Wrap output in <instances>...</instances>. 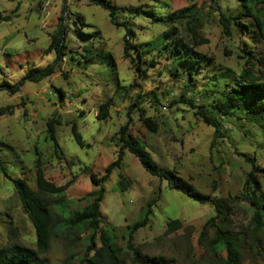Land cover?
Masks as SVG:
<instances>
[{"label":"rangeland","instance_id":"rangeland-1","mask_svg":"<svg viewBox=\"0 0 264 264\" xmlns=\"http://www.w3.org/2000/svg\"><path fill=\"white\" fill-rule=\"evenodd\" d=\"M110 1L118 6L119 21H129V27L135 32L131 54L138 59L137 47L143 53L141 66L145 68L144 74L136 69V63L123 57L125 28L110 23L107 10L91 0H0V16L9 15L8 20L0 19V83L7 80L14 85L30 67L44 68L53 63L54 51L46 50L51 35L58 30L63 8L64 40L67 48L79 51L73 52L74 59H71L70 53L64 49L66 56L52 75L38 82L25 80L15 93L0 87V108L11 107V111L0 115V165L10 176L25 177L34 187L33 171L35 160L39 158L50 180L57 185L70 183L62 198L49 197L58 214L66 215L70 210L83 207L98 186L81 172V168L88 166L92 171L102 173L116 157V131L127 120V108L139 94L144 115L152 117L158 126L156 132L149 131L138 120L134 109L130 113L131 133L139 137L160 167L175 169L197 191L212 197L233 198L230 224L241 240L239 264H264V227L255 229L253 209L240 199L244 175L250 164L236 153L254 155L258 165L264 166L262 131L238 112L221 119L224 136L211 146L213 129L194 114L195 109L183 102L169 104L171 98L178 97L185 87L184 77L177 80L168 74L174 63L160 54V37L166 22L144 13L137 14L134 9L153 7L164 14L194 5L197 42L194 44L191 33L183 24L179 29L186 43L211 58L210 71L202 70L198 77L200 82L206 79L204 72L212 75V71L218 68L226 75L249 69L254 77L264 80L262 43L248 42L255 55L248 63V48L243 43L249 40L235 31L230 36L222 32L217 7L211 0ZM217 3L229 14L241 9L237 0H217ZM77 14L84 17L86 26L83 31L90 34L87 39L74 30L72 20ZM242 19L246 21L247 17ZM88 40L102 50L86 62L81 56V47ZM107 52L112 54L114 66ZM152 59L154 64L150 62ZM178 67L182 71L187 65ZM54 87L64 91L62 99ZM212 88L210 84L206 87ZM202 89L198 90L199 93L188 92L186 97L194 95L196 103L204 102L206 98L200 99ZM150 91L157 94L160 103L150 102L147 96ZM108 100L111 101L109 115L105 120H99L96 117L98 107ZM52 117L59 121L55 129L60 150L54 146L46 130L47 120ZM72 123L76 124L83 146L71 133ZM119 172L130 181L123 191L116 187ZM260 180L263 185L259 196L262 199L264 180ZM104 187L100 211L113 227L112 241L118 249L121 264H136L132 260V250L126 244V229L141 218L143 210L157 196L148 223L133 234L134 246L142 253L163 256L167 264H224L225 253L215 254L209 244L214 237L213 228L208 229L205 238H198L203 224L214 215L210 202L200 203L177 189L169 188L165 179L145 171L128 151L123 155L122 167L111 172ZM176 218L181 220L182 227L166 234L167 220ZM87 232L75 241L53 235L48 250L39 256L46 264H85L81 259ZM35 241L34 228L21 207L13 182L0 168V247L18 244L35 249Z\"/></svg>","mask_w":264,"mask_h":264},{"label":"trees","instance_id":"trees-1","mask_svg":"<svg viewBox=\"0 0 264 264\" xmlns=\"http://www.w3.org/2000/svg\"><path fill=\"white\" fill-rule=\"evenodd\" d=\"M93 4L107 10L109 21L113 25L125 28L123 35V57L129 58L131 63H136V69L144 74L145 68L141 64L143 53L136 48L138 59H135L131 54L132 40L135 38L134 30L129 27V21H119L117 11L118 6L110 0H91ZM240 5V11L234 14L226 13L221 10L217 0H211V3L216 5L219 24L224 34L230 36L233 31L240 35H244L247 40L243 43L246 46V53L249 57L246 61L250 63V58H255L254 53L249 48V43H262L264 52V0H237ZM194 5L181 7L171 12L164 14L158 13L153 7L143 9L142 6L136 7L134 10L137 14L144 13L150 15L153 19L162 20L166 22L167 26L163 35L160 37L161 50L160 56L171 60L174 65L168 71L169 75H173L177 80L184 77L185 89L181 91L178 97L171 98L170 106L178 102H183L195 109L194 114L198 115L202 122L213 129V139L211 146L214 145L218 138L224 135L223 123L221 119L229 118L232 115L241 112L244 118L253 124H256L264 135V80L254 77L251 70L243 69L239 74L226 73L217 69L212 71V75H203L206 79L199 81V76L202 70H208L211 65V58L199 53L193 45L186 43L180 35V26L184 27L191 33L194 44L197 42L196 33V11L193 10ZM13 11V10H12ZM64 12L60 15L58 23V30L51 35L50 43L46 52L54 51L55 60L52 64L46 67H30L25 75L18 83L11 85L7 80L0 83V87H6L10 93H15L20 89V86L25 80L38 82L46 77H49L55 72L59 62L66 56L64 49L70 53V58L74 59L73 52L78 53V50L67 48L65 42L66 25L64 24ZM247 17L246 21L242 17ZM2 20H8L9 15L0 16ZM244 21V22H243ZM75 25V32L84 39L90 35L83 31L86 22L82 15H75L72 20ZM91 41V42H90ZM102 50V47H96L92 40H88L86 45L81 47V56L88 62L93 59L96 54ZM165 52V54H164ZM112 65H115L114 58L110 52H107ZM165 55V56H164ZM260 61V60H259ZM151 64L155 61L152 59ZM179 65H187L186 68L179 69ZM223 70V69H222ZM218 72V73H217ZM116 76V72H115ZM227 76V77H226ZM213 85L214 88L206 89L207 85ZM200 85H204L199 87ZM198 88L196 89L195 87ZM200 88V89H199ZM59 99L64 96V91L59 87H54ZM200 99L206 98V101L200 103L195 102V96H187L188 92L199 93L201 90ZM168 94V93H167ZM213 94V95H212ZM150 102L160 103L157 94L154 91L147 93ZM142 96L137 94L127 108V120L118 128L116 135L118 137L116 146V157L109 162L102 173L92 171L88 166L81 168L83 174H87L90 181L98 186L97 191L91 196L90 201L81 208L70 210L68 214H58L57 209L49 202V197L56 196L62 198L69 182L57 185L45 175V170L41 165L40 159L36 158L35 168L33 171L35 186H30L25 177H12L6 171L4 166L0 168L9 178L15 187V191L21 203V207L27 217L29 218L36 236L35 249L21 247L18 244L13 246L0 247V264H46V261L40 257L41 253H45L49 246L53 235H62L65 239L75 241L84 237L85 251L82 262L85 264H121L118 257V249L112 241V230L100 211L101 202L104 199L105 187L104 182L109 178L111 172L122 167V159L125 151L133 154L143 169L148 173L165 179L169 188H174L195 201L204 203L210 202L214 215L211 216L202 226L199 239L207 236L209 228H213L214 237L209 241L210 247L215 254L224 252V264H239L240 262V243L241 240L238 235L232 230L230 224V210L233 204L230 197H212L209 194H204L197 191L194 186L187 180L183 179L175 169H167L160 167L152 158L149 151L141 143L139 137L131 133V118L130 113L136 109L138 120L149 131L156 132L157 122L152 117L144 115V110L141 107ZM111 101L108 100L99 105L96 117L99 120H105L109 115V108ZM11 111L10 106L1 107L0 115ZM238 118H240L237 115ZM55 124L59 121L55 118H50L46 123V130L48 137L53 141L55 147L59 148L56 139ZM71 133L75 141L83 146L84 142L77 130L76 124H71ZM143 139V138H142ZM144 140V139H143ZM61 158H62V151ZM241 156L245 162L250 164V169L244 175L243 187L240 199L248 202L253 209L252 220L255 224L256 230H262L264 227V197L261 199L259 194L262 191V181L264 180V166H259L256 156L249 155L245 152H236ZM117 188L119 191L126 190L129 180L122 173L118 174ZM75 178V176H74ZM238 198V197H235ZM157 198L150 202L143 210L141 218L127 227V247L132 250V260L136 264H167L165 258L161 255H149L142 253V251L133 244V234L135 231L148 223L149 215L152 212V204ZM67 205V204H66ZM182 227L180 219H168L166 222L165 233H171ZM100 243L99 246L97 244Z\"/></svg>","mask_w":264,"mask_h":264}]
</instances>
